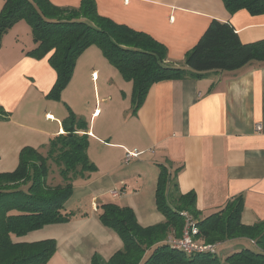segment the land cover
<instances>
[{
  "label": "crops",
  "instance_id": "crops-1",
  "mask_svg": "<svg viewBox=\"0 0 264 264\" xmlns=\"http://www.w3.org/2000/svg\"><path fill=\"white\" fill-rule=\"evenodd\" d=\"M94 1L99 16L162 44L170 66L184 65L185 55L211 21L228 23L243 44L264 39V14L253 16L245 10L230 14L221 0ZM49 2L59 8H78L81 0ZM2 6L0 0V10ZM33 47L31 29L24 21L15 23L0 39V172L13 171L25 147L47 152L50 139L64 133L63 123L71 111L84 124L89 150L92 145L113 150L104 162L94 161L97 165L109 169L112 162L118 166L128 152H137L135 159L151 168L154 194L160 166L169 171L181 167L174 183L180 194H195L201 217L242 196V224L264 221V66L248 67L235 77L210 72L199 80L160 81L151 86L131 117L127 101L132 83L123 80L96 47L77 58L57 101L47 98L56 81L50 54L42 59L26 55ZM89 84L92 110L86 102ZM147 137L149 144L132 146L133 140L141 143ZM127 139L132 147L121 141ZM119 184L123 195L126 184ZM118 206L129 207L139 225H152L143 221L152 216V209L146 211L144 205L134 203ZM75 241L69 237L59 245L53 264H90L91 252H79ZM110 248L105 246L107 252Z\"/></svg>",
  "mask_w": 264,
  "mask_h": 264
},
{
  "label": "trees",
  "instance_id": "trees-1",
  "mask_svg": "<svg viewBox=\"0 0 264 264\" xmlns=\"http://www.w3.org/2000/svg\"><path fill=\"white\" fill-rule=\"evenodd\" d=\"M234 14H264V0H221ZM31 29L34 47L27 52L36 59L48 54L56 81L47 95L59 100L72 77L77 58L96 47L125 81L132 83L131 114L135 115L155 83L164 80H199L210 72L237 76L251 66H264V39L243 44L228 23L211 21L197 44L185 55L183 66L165 63L166 48L150 36L97 14L94 0H81L78 8H59L49 0H3L0 10V39L17 22ZM64 133L50 139L46 154L25 147L17 167L0 173V264H47L56 252L54 239L23 240L48 225L67 222L71 214L64 202L71 194L72 180L95 168L87 155L89 137L84 124L70 111L63 123ZM51 165L60 184L48 183ZM181 167L169 171L160 166L156 189V210L164 221L143 227L129 207L102 204L99 220L115 230L123 248L107 261L96 255L90 264H264V221L241 222L242 196H234L207 216H200L193 192L180 194L174 180ZM182 213L195 221V240L201 251L186 253L167 242L180 238ZM231 243L226 255L218 250Z\"/></svg>",
  "mask_w": 264,
  "mask_h": 264
},
{
  "label": "rangeland",
  "instance_id": "rangeland-1",
  "mask_svg": "<svg viewBox=\"0 0 264 264\" xmlns=\"http://www.w3.org/2000/svg\"><path fill=\"white\" fill-rule=\"evenodd\" d=\"M98 84L100 97H102L101 81H99ZM111 95H115L114 91ZM92 99L93 88H91V84H89L86 102L89 103V106L92 105L91 110L94 108ZM128 105L131 106L129 99L127 101V106ZM80 109L83 108H79V110ZM129 116L133 117L132 114H129ZM132 128L133 125L130 129L132 130ZM129 140L130 139L121 141L124 142L127 147L137 146L139 148H141L142 144H149L151 142V138L147 137L142 139L141 143H138L137 140H133L131 146L128 143ZM87 151L88 159L95 169L82 177L77 176V178L72 180L71 194L64 202L65 212L71 214L69 220L57 225L45 226L40 230L32 232L25 239L30 242L43 239H54L58 248L59 245L61 247L62 242L72 237L78 241L77 243L75 241L74 245L79 252H91L90 255H96L101 260L107 261L115 251L123 248V243L114 229L104 226L99 220L102 204H142L144 205V210L149 211V209H152V216H147V218L143 220L149 221L148 223L152 225L162 222L163 216L156 210L155 194L153 193L154 181H151L149 178L150 167L145 164H140L135 158L125 163L124 156L122 160H119L118 166H115V163L113 164L112 162L113 166L111 165L112 167L107 169V166L97 165L94 161L100 163L104 162L106 154L110 151L113 152V150H107L101 145H92L90 150L88 149ZM44 154H46V152ZM142 158L139 160L140 162ZM120 181L126 184V188L123 189L124 194L118 197H112V190L122 188L119 184ZM60 182L56 167L51 165V174L49 175L48 183L50 185H58ZM171 236L172 235H168L166 239ZM196 242L198 245H202L199 241ZM106 245L111 247L110 252L105 250ZM226 247L227 246L221 247L218 250V254L221 256L226 255L228 251V249H225ZM50 260H52L50 264H53V257Z\"/></svg>",
  "mask_w": 264,
  "mask_h": 264
},
{
  "label": "built area",
  "instance_id": "built-area-1",
  "mask_svg": "<svg viewBox=\"0 0 264 264\" xmlns=\"http://www.w3.org/2000/svg\"><path fill=\"white\" fill-rule=\"evenodd\" d=\"M259 129V128H258ZM139 153L137 152H128L124 158L125 163H128L131 159L137 158ZM121 190H113L111 191L112 197H118ZM184 218V227L181 233L180 238L169 237L167 242L171 244L174 248L182 250L186 253H191L194 251H201L204 249H210V247H203L202 245H198L195 236L198 232L195 221L193 218L187 213H182Z\"/></svg>",
  "mask_w": 264,
  "mask_h": 264
}]
</instances>
